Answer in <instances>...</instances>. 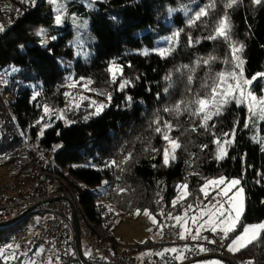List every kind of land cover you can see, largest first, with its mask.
I'll list each match as a JSON object with an SVG mask.
<instances>
[{
    "label": "trees",
    "instance_id": "16d2710c",
    "mask_svg": "<svg viewBox=\"0 0 264 264\" xmlns=\"http://www.w3.org/2000/svg\"><path fill=\"white\" fill-rule=\"evenodd\" d=\"M228 2L215 0L214 8H207L212 0L96 2L86 44L91 53L70 68H62L58 56L72 30L53 27L46 0L19 5L17 14L0 7V18L16 20L0 30V76L10 72L0 92L2 180L34 177L35 168L53 153L84 213L108 241H114L125 215L148 210L161 224L163 215L176 218L202 200L201 187L221 177L239 180L244 190V212L236 230L226 236V246L244 225L264 222V149L254 139L257 128L264 135V119L251 122L246 106L233 99L207 127L192 114L196 98L210 97L214 76L233 69V45L242 46L237 55L244 60L243 77L253 81V92L264 87V75L257 76L264 74V0H237L225 8ZM69 6L73 11L81 7L74 1ZM201 8L208 15L196 20ZM226 13L230 39H209ZM41 26L48 29L46 35L58 31L51 52L32 44L23 58L8 47L9 40L26 38ZM162 49L168 54L161 56ZM70 77L88 84L97 103L108 106L99 114L94 106L67 110L70 123L55 117L53 109L68 107L65 85ZM165 123L172 125L170 132ZM164 134L180 144L167 164ZM221 143L225 156L218 159ZM76 164L81 166L74 168ZM179 184L186 185L188 194L173 204ZM8 235V229L0 228V247ZM233 256L239 264H264V235Z\"/></svg>",
    "mask_w": 264,
    "mask_h": 264
},
{
    "label": "built area",
    "instance_id": "2783aa9c",
    "mask_svg": "<svg viewBox=\"0 0 264 264\" xmlns=\"http://www.w3.org/2000/svg\"><path fill=\"white\" fill-rule=\"evenodd\" d=\"M38 1L0 0V7L17 14L19 5L35 6ZM15 21L10 15L3 16L0 29ZM65 171L49 153L35 168L34 177L0 181V228L9 232L2 246L12 245L8 249L22 261L39 263L48 254L53 264H188L211 257L239 264L227 251L223 232L188 233L181 238V224L169 214L161 218L159 241L146 246L147 255L136 257L129 252L135 246L108 241L96 229L64 177ZM84 253L95 261L85 259Z\"/></svg>",
    "mask_w": 264,
    "mask_h": 264
},
{
    "label": "rangeland",
    "instance_id": "374dc122",
    "mask_svg": "<svg viewBox=\"0 0 264 264\" xmlns=\"http://www.w3.org/2000/svg\"><path fill=\"white\" fill-rule=\"evenodd\" d=\"M76 2L77 4H80V10H71V7L69 6L70 2ZM105 0H46L47 6H46V14L52 19V25L55 27V29L59 30H65L66 28H69L72 30V36L67 41L66 48L59 54L58 56V62L62 68H70L72 64L79 58H85L91 53L87 49V41H88V35H89V29L91 25V14L92 11L95 10V3L96 2H104ZM59 15L61 17V22L59 24L56 23V17ZM48 30L46 27L41 26L40 28L35 29L28 37L26 38H19L15 37L8 41V47H12L16 49V52L20 54L23 58L28 55L26 47L30 46L32 44H38L42 46L47 51L51 52L53 48V44L55 43V40L57 38V32H54V34H45V31ZM54 38V39H53ZM223 38V37H222ZM172 38H167V43L171 42ZM232 52V48H231ZM233 53V52H232ZM233 69L231 70V73H239L240 68L236 67V61H234V64L232 65ZM113 70V69H112ZM114 71V70H113ZM113 71L112 75H113ZM115 72V71H114ZM225 75V83L221 85V90L223 88H226L228 84L235 85L236 80L232 79V77L222 72ZM10 72H7L6 76L9 75ZM221 74V73H219ZM6 76H0V92L2 90V85L5 81ZM244 78V77H243ZM245 79V78H244ZM253 82V81H252ZM219 83L218 80V74L214 76L212 80V84L209 86L210 91H212V87ZM242 88H243V96L241 95V92L237 90L233 95L236 98L241 99L248 112V117L251 122H261L263 121L264 117L260 115V109L259 105L256 107L255 114L251 113L249 111V104L251 101V97L248 96V93H251V96L256 97L257 100L264 99V87L262 88L261 93L256 94L251 89V84L244 85L241 81ZM66 99H69L67 105L68 107L66 109L59 108L58 110L53 109L55 117L63 121L64 123H70L71 119L66 114L67 110H77L80 106H94L97 110L98 106L102 105V103H97L96 97L92 95V89L89 87L88 84L81 83L79 81H74L72 77L68 79V82L66 83ZM208 87V88H209ZM3 95V94H2ZM233 95H229L228 97H220L217 96V100L226 99L227 102L231 99L237 102L236 98H233ZM5 96V95H4ZM211 96V95H210ZM86 103V104H85ZM68 112V111H67ZM62 117V118H60ZM48 122L46 121L44 123V126H46ZM254 139L255 141L259 142L261 144V147L264 149V135L259 132V129L257 128L254 132ZM224 143H221V145L218 147L217 150V156L218 153H222L223 157L225 156V151L223 150ZM169 150V160L171 159V146L168 141H166L165 147H164V153L165 150ZM225 149V147H224ZM165 159V156H164ZM80 164L73 165L74 168L80 167ZM0 179H5V175L3 174L2 168H0ZM216 180V179H215ZM219 180V178H218ZM236 180V179H231ZM229 180V181H231ZM4 181V180H2ZM6 181V180H5ZM225 181H227L225 179ZM207 184V182H206ZM205 184V185H206ZM185 184H179L177 187V193L176 197L173 200V203H179L181 200L185 199L187 197V187L182 188ZM202 187L205 190L207 187ZM212 186V191L210 193V198L206 199L203 198L202 200L190 205L191 207H186L181 214H179L177 217H179V221H181L182 226H188L191 230L194 231H201L203 229H211L212 224L218 219L219 214L221 211L226 209L228 207V202L224 201V208H220L218 205L222 200L223 193L221 192V195H217V192L220 189H225L226 187H230V185H210ZM241 188L240 185H236L234 188L231 189V191L228 192L229 196H233L234 193L237 191V189ZM243 204H244V192H243ZM172 215V214H169ZM180 223V224H181ZM259 223H253V224H247L248 225H256ZM238 226V225H237ZM242 230L236 234L234 237H230L228 240V244L226 246L227 251L233 256L237 251H229L228 245L232 242L233 239H235L237 236H239L243 232ZM160 229V223L153 214L150 213V215H145L144 211L140 214H134L133 216H129V219H123L121 224L118 226V228L115 230L114 235L117 234L118 239L122 243L126 244H133L134 245H145L148 241H154L159 233ZM217 229H221V226H217ZM232 233V232H231ZM0 249H3V255H0V260L4 262H8L9 264H53L51 261V257L48 254H45L42 257V260L39 263L32 262V261H16V256L14 253L6 248V247H0ZM13 255L15 258L13 259ZM7 257V258H5ZM88 257L91 260H95L96 258L89 255ZM188 264H231L229 262H226L225 260L219 259V258H203L200 260H196L193 262H190Z\"/></svg>",
    "mask_w": 264,
    "mask_h": 264
},
{
    "label": "snow or ice",
    "instance_id": "6c2138e0",
    "mask_svg": "<svg viewBox=\"0 0 264 264\" xmlns=\"http://www.w3.org/2000/svg\"><path fill=\"white\" fill-rule=\"evenodd\" d=\"M256 3H259L260 0H255ZM235 3H237V0H229L228 3L225 4V8L232 7ZM215 7V0H212V3H210L207 8H214ZM208 15L206 8H201L200 12L196 14L195 19L199 20L202 16ZM61 22V17L57 15L56 17V23L59 24ZM195 21H190V23H194ZM2 30V29H0ZM230 25L228 23L227 13L225 16L218 22L216 28L214 29L215 35L210 36L209 39H216L217 37H223L224 39H230ZM178 35V34H177ZM54 39V38H53ZM169 50H160L159 54L161 56H165L168 54ZM242 51L241 47L232 46V52H233V58L236 60V67L240 68L239 73H231L229 74L232 79L236 80L235 85L228 84L226 88H223L221 90V85L225 83V75L223 73L218 74V80L219 83L212 87L211 96L206 98H196L192 103L196 105L195 109L193 110L192 114L202 117V123L201 127H207V121L212 118L214 115H220L221 114V108L225 103H227L226 99L217 100V96L220 97H228L229 95H233L237 90L241 92V95L243 96V88L241 81L244 85H249L252 83L251 80H247L243 78V64L244 60L241 59L237 53ZM205 64L208 63V61H204ZM110 71H113L112 69H109ZM113 75L115 76V72L113 71ZM170 75L165 77V79H170ZM264 74L258 73L257 76H262ZM256 79V76L253 77V80ZM189 81L191 82V77H189ZM126 83V82H125ZM123 84L121 87L123 88ZM248 96L251 97V101L249 104V111L253 114L256 112V107L259 105L260 109V115L264 117V99L257 100L256 97L251 96V93H248ZM110 98V97H109ZM233 98H236L233 95ZM237 103L243 102L241 99L236 98ZM105 107L104 105H100L97 108V112L94 114H99V112ZM166 111H170L169 109H165ZM177 112L181 110V104L176 105ZM185 111L189 110L188 108L184 109ZM49 109L45 107V113H47ZM62 118V117H60ZM154 123H158L154 121ZM247 123L245 124V127H247ZM164 127L170 132L172 130V125L165 123ZM195 131V129H193ZM43 131V130H42ZM156 131L162 132V129L160 127L156 128ZM42 134V132H41ZM164 139L167 140L171 146V159H175V150L180 147V144L175 140L169 137L167 134H164ZM219 144V141H217ZM227 143H231V141H227ZM56 147H60V145H57ZM165 164L169 162V150L166 149L165 153ZM131 157V154H129L128 157H125V160L129 159ZM218 159L223 158L222 153H218L217 156ZM111 164L115 165L116 162L113 161ZM230 185V187H226L225 189H220L217 192V195H222V200L219 203L220 208H224V201L228 202V207L220 212L218 219L212 224L211 230L215 232L217 230V226H221V231H223L224 236L226 237L228 233L233 232L236 230V227L241 219V216L244 212V204H243V188L237 189V191L234 193L233 196H229L228 192L231 191L232 188H234L236 185L239 184V180H231V181H225L223 177L219 178V180H210L207 182L205 187L208 185ZM182 188H186V185L181 186ZM205 189L202 188L201 191H204ZM205 195L207 196L208 193L205 192ZM191 207V206H189ZM137 214H140V210L137 209ZM145 215H150L148 210H144ZM176 219H180L177 217ZM264 235V222H261L256 225H248L244 226L243 232L237 236L235 239L232 240V242L228 245L229 251H239L242 248H246L248 245L252 244L253 242L258 241L261 236ZM181 238H183V234H181ZM214 242V241H210ZM8 248H12V245H7ZM16 247H19L18 245ZM171 251L175 252L176 249H172ZM0 255H3V249H0ZM159 255H163V253H160ZM7 258V257H5ZM13 259L15 256L13 255ZM248 264H252L251 261L248 262Z\"/></svg>",
    "mask_w": 264,
    "mask_h": 264
},
{
    "label": "crops",
    "instance_id": "0c3cea01",
    "mask_svg": "<svg viewBox=\"0 0 264 264\" xmlns=\"http://www.w3.org/2000/svg\"><path fill=\"white\" fill-rule=\"evenodd\" d=\"M216 180H218V178H215ZM215 179H211V180H215ZM231 180V179H230ZM210 181V180H209ZM227 181H229V180H227ZM208 182V181H207ZM206 184V183H205ZM204 184V185H205ZM204 185L202 186V187H204ZM202 187H201V189H202ZM212 186H208V188L206 189V190H204V191H202V195H203V197L204 198H206V199H209L210 198V193H211V191H212ZM205 192H207L208 193V195L206 196L205 195ZM173 204H175V203H173ZM177 204V203H176ZM177 218V217H176ZM123 219H129V216H124L123 217ZM122 219V220H123ZM178 220V219H177ZM179 221V220H178ZM180 223H181V221H179ZM121 224V223H120ZM118 228V227H117ZM161 230H162V227H161V224H160V229H159V233H158V236H157V238L154 240V241H148V243L147 244H145L144 246L143 245H134L135 246V249H131V250H134V251H130L133 255H135L136 257H138V258H141V257H143V256H145V255H147L148 254V249L146 248V246H150V245H153V244H155V243H157L158 241H159V239H160V236H161ZM210 231H212L211 229H203V230H201V231H194V230H191L187 225L184 227V226H182V223H181V234H188V233H190V234H195V235H201V234H204V233H207V232H210ZM216 231H220V232H223V231H221V229H217ZM115 232V231H114ZM231 233V232H230ZM230 233H228V234H230ZM227 234V235H228ZM113 237H114V241L115 242H117V243H121V244H123V245H126V246H132L133 244H131V245H129V244H124V243H122L119 239H118V236H117V234L116 235H114V233H113ZM228 244V243H227ZM134 246H132V247H134ZM83 256H84V258L85 259H87V260H90V261H95V260H91L89 257H88V254L87 253H84L83 254Z\"/></svg>",
    "mask_w": 264,
    "mask_h": 264
},
{
    "label": "water",
    "instance_id": "95a60500",
    "mask_svg": "<svg viewBox=\"0 0 264 264\" xmlns=\"http://www.w3.org/2000/svg\"><path fill=\"white\" fill-rule=\"evenodd\" d=\"M7 224H3L2 226H6ZM200 260V259H199ZM226 262H228V261H226Z\"/></svg>",
    "mask_w": 264,
    "mask_h": 264
}]
</instances>
